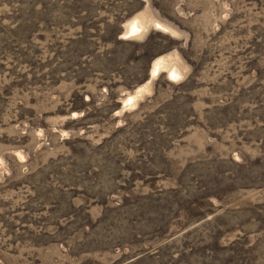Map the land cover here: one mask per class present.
<instances>
[{
	"label": "rangeland",
	"instance_id": "374dc122",
	"mask_svg": "<svg viewBox=\"0 0 264 264\" xmlns=\"http://www.w3.org/2000/svg\"><path fill=\"white\" fill-rule=\"evenodd\" d=\"M0 264H264V0H0Z\"/></svg>",
	"mask_w": 264,
	"mask_h": 264
},
{
	"label": "trees",
	"instance_id": "16d2710c",
	"mask_svg": "<svg viewBox=\"0 0 264 264\" xmlns=\"http://www.w3.org/2000/svg\"><path fill=\"white\" fill-rule=\"evenodd\" d=\"M220 175H222V174H220ZM222 183V182H221ZM221 183L220 182H217L216 184H214L215 186H220L221 185ZM213 185V186H214ZM204 189V188H203ZM202 189V190H203ZM173 192L172 191H170V192H168V195H171ZM162 195V194H161ZM161 195H159V196H156L155 198H153V197H150L149 199H148V201H149V203H152L151 205H149V204H146V205H144V204H142V203H140V205H142L141 207H146V208H149V209H152L153 211H156V212H159V210H157V207L159 206L160 207V210L161 211H165L164 210V208H163V205H159V204H161V202L162 201H166V199L165 198H162V196ZM167 196V195H166ZM215 196V195H214ZM218 196V195H217ZM153 204H155V206H152ZM168 213H169V211H171V209L170 208H168Z\"/></svg>",
	"mask_w": 264,
	"mask_h": 264
},
{
	"label": "bare ground",
	"instance_id": "6f19581e",
	"mask_svg": "<svg viewBox=\"0 0 264 264\" xmlns=\"http://www.w3.org/2000/svg\"><path fill=\"white\" fill-rule=\"evenodd\" d=\"M131 30H132V29H131ZM158 70H159V68L156 69V71H158Z\"/></svg>",
	"mask_w": 264,
	"mask_h": 264
}]
</instances>
